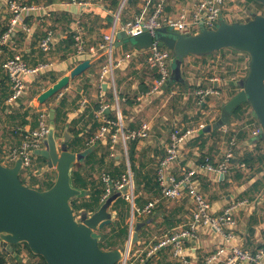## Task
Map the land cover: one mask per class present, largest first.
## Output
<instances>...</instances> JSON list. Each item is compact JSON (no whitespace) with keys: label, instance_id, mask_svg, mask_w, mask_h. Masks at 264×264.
<instances>
[{"label":"crops","instance_id":"obj_1","mask_svg":"<svg viewBox=\"0 0 264 264\" xmlns=\"http://www.w3.org/2000/svg\"><path fill=\"white\" fill-rule=\"evenodd\" d=\"M158 1L97 0L89 5H70L65 0L32 1L39 3L44 10H38L28 18L27 23L32 28L30 33L16 31L8 45V50L13 51L14 56L22 55L30 68L36 69L42 65L52 64L47 70H40L25 77L27 92L19 104L21 114H27L28 123L23 130L28 131L35 127L34 117L38 114L29 111L30 108L37 109V113L40 109H47L50 115V110L52 108L56 110L60 104L67 118L64 123H60L63 130L59 131L61 135L58 140L66 128L72 135L70 142L74 139L71 128L77 134L80 132L79 136L85 139L92 138L102 126V118L98 115L102 106L108 107L104 116L122 117L126 131L134 130L144 122L151 124V137L148 139L128 141L126 144L120 139L114 145L112 138L108 136L93 146L88 145L84 150L86 154H83V158L77 164L82 166V175L88 176L89 179L99 180L104 173L111 174L116 169L126 173L131 171L133 174L129 158L131 148L138 172L155 179L157 166L164 158L170 143L173 127L178 125L188 129L199 124H204L205 127L213 126L221 118L224 105L241 90V82L247 74L248 58L244 53L231 50L206 57L193 55L186 57L182 63V81H173L170 77L163 92L152 98L143 96L150 89L154 79V72L147 64L146 54L139 51L143 49L127 45L114 47L112 55L114 64L124 61L115 67L113 76L101 78L102 66L109 62V55L101 48L105 42V35L111 34L114 28L117 33L122 31V27L136 17H148ZM197 3L198 0H166L165 16L177 15L184 9L192 11ZM227 5L229 14L235 19L232 21L229 19L230 22H246L253 12L264 14V7L258 9L254 4L247 3V0H229ZM242 9L247 10V15L241 16ZM1 14L0 21L5 18ZM49 28L55 32L56 42L54 51L46 55L39 50V43ZM79 33L86 43L85 52L81 55L77 54L76 46H70L68 41L70 36ZM117 41L116 38V43ZM128 55L130 58L126 59ZM83 61L91 63V67L84 74L72 80L69 86L47 105L35 104L42 92L68 76ZM172 70L173 66L171 74ZM208 87L217 89L220 96L209 97L200 102L195 91ZM14 108L17 109L18 105H13L12 110L3 116L0 113V134H6L8 142L5 144L13 146L21 141L12 133L14 127L11 125L14 121L11 120V114ZM225 127L230 132L224 133L223 128L203 130L204 135L200 133L194 142L190 141L183 146L181 160L175 165L174 172L180 176L184 170H192L201 165L204 157H209L214 166L219 165L223 161V153L232 131L236 134L239 132L240 139L238 138L235 159L231 162L230 171L225 175L200 172L196 177V184L211 203L214 214L222 213L234 200L249 201L247 206L241 207L235 214L237 225L234 229L235 239L231 244L256 253L264 250V141L258 144L260 141L253 135L255 124H248V119H230ZM46 143L47 139L43 149L47 148ZM113 146L114 151L111 150ZM90 153H95L94 162L103 159L104 166L95 163L85 165L86 157ZM45 166L46 163L43 165L42 161L35 159L34 167L31 169L35 177L23 175L28 186L46 190L48 184L55 181L56 170L45 171ZM140 194L142 197L140 206L133 208L130 205L126 220L130 233L137 222L144 223L139 232L140 242L132 249L128 264H139L143 257H139L141 251L162 236L186 225L192 216L193 203L187 195L177 201L162 199L150 215H139L137 209H141V206L144 208L148 204L146 200L161 196V193L153 196L151 192L146 191ZM115 196L121 195L114 193L113 197ZM223 246H227L223 235L203 227L199 230L198 237L188 245L189 256L186 264H204L209 253ZM22 255L27 256V253L24 252ZM227 256L225 253L222 259ZM30 261L34 263L33 259ZM151 264L183 263L174 260L171 249L165 248L151 259Z\"/></svg>","mask_w":264,"mask_h":264},{"label":"water","instance_id":"obj_2","mask_svg":"<svg viewBox=\"0 0 264 264\" xmlns=\"http://www.w3.org/2000/svg\"><path fill=\"white\" fill-rule=\"evenodd\" d=\"M254 1L264 7V0ZM116 38V48L127 45L147 49L157 43L171 51L174 55L173 81H182V63L190 55L206 57L221 50L248 55L247 74L241 82V90L224 105L217 123L205 127L204 131L223 128L236 108L248 104L259 125L257 140L264 141V14L253 12L246 22L221 19L217 26L202 28L194 35L178 34L165 24L154 34L144 30L129 37L120 31ZM90 67V61L79 63L68 76L37 97L38 106L48 103ZM49 118L47 148L35 153L46 160L45 171L56 170V179L50 188L38 190L24 184L21 180L22 160H17L11 167L0 161V250L14 255V246L25 243L47 264H119L140 242L139 232L144 223H136L120 248L101 249L102 230L117 221L113 203L118 196L103 200L93 213L76 215L72 201L86 194L74 186L73 172L84 153L69 149L72 135L68 128L58 140L54 108L50 110Z\"/></svg>","mask_w":264,"mask_h":264},{"label":"built area","instance_id":"obj_3","mask_svg":"<svg viewBox=\"0 0 264 264\" xmlns=\"http://www.w3.org/2000/svg\"><path fill=\"white\" fill-rule=\"evenodd\" d=\"M97 0H65L70 5H89ZM150 1V0H149ZM165 1L159 0L154 8V11L148 17H136L133 21L126 23L122 27L129 37H134L143 33L144 30L154 34L159 28L165 24L168 29L178 34L194 35L202 28H213L217 26L221 19L231 21L232 16L228 9L229 0H198L194 10H181L177 15L165 16ZM23 0H0V13L7 11L11 15V21L6 33L0 38V55L2 54L1 47L6 46L12 39L16 31L21 30L25 33H30L32 28L28 25L27 20L36 11L44 10L43 6L35 4H26ZM238 13V11H236ZM241 16L247 15V10L240 11ZM229 21V22H230ZM117 30L105 35V42L101 45L109 55V62L104 64L101 69V78L105 79L109 75L114 74L116 66H120L124 60L114 64L112 60L113 50L116 43ZM76 52L81 55L85 52V43L82 35L79 33L75 36ZM55 32L47 30L45 37L40 41L39 48L47 55L55 48ZM147 56V64L154 72L152 85L144 97L159 96L164 87L168 84L171 77V69L174 62L173 53L165 48L154 43L151 47L143 50ZM130 58L128 55L126 59ZM51 65H42L39 68L33 69L23 60L22 55L7 59L4 64L5 71L9 77L12 95L8 100L9 105L17 106L19 101L27 92L25 77L38 73L40 70H47ZM195 95L199 101H204L209 97H218L220 92L213 88H199L195 91ZM108 107L102 106L98 111V115L102 118V126L98 132L89 140L88 145L93 146L97 142L102 141L106 137L112 138L113 144H117L119 140H123L126 144L128 141H137L148 139L151 137V124L149 122L142 123L138 128L126 131L122 124V117L119 116L117 121L104 116ZM253 115V113H252ZM49 112L47 109L38 111V124L33 130L26 131L21 146L8 150L3 153V163L6 166H13L17 160H22L23 167L21 175L25 177L31 172L35 164L36 151L43 149V144L49 133ZM254 117V115H253ZM205 129L204 124H199L196 127L183 129L175 125L170 133V143L166 150L164 158H162L156 169V181L161 190V196L151 200L144 208L137 209L139 215H150L162 199L177 201L183 196H189L193 203L192 216L189 222L181 227L176 228L172 232L162 236L157 243H152L144 251H141L139 257L141 262L146 259L154 258L161 250L165 248L171 249L172 258L183 264H186L188 258V245L198 237L199 230L203 227L209 228L215 233L223 235L227 246L219 247L209 253L204 264H264V250L261 249L256 253L244 250L238 246L232 245L235 239L234 229L237 225L236 212L247 206V199L234 200L220 214H214L209 200L199 191L196 184V177L200 172H216L219 174H227L231 169V162L235 159V149L237 147L238 138L236 132L231 135L227 143V147L223 153V161L214 166L206 159L205 163L199 165L192 170H184L180 176L174 172L175 165L180 162L182 148L188 142L192 141ZM223 132H230L228 128L223 127ZM253 135L259 137V125H255ZM115 150V147H111ZM105 185V194L103 200L112 197L114 193L120 194L128 200L132 207H135L136 185L134 175L129 171L122 177L115 179L108 174H103L101 177ZM228 254L225 259L222 257ZM130 255L119 264H128ZM27 262V260H25ZM7 264H23L12 263ZM25 264V263H24Z\"/></svg>","mask_w":264,"mask_h":264},{"label":"trees","instance_id":"obj_4","mask_svg":"<svg viewBox=\"0 0 264 264\" xmlns=\"http://www.w3.org/2000/svg\"><path fill=\"white\" fill-rule=\"evenodd\" d=\"M32 1L37 2L38 0H30V1H27L26 4L39 5V3H35ZM247 3L254 4L256 7H258V9H261L263 7L259 4H257L254 0H247ZM115 6H117V4ZM2 14L4 15L3 17H5V18L0 21V38L2 37V35L4 33L7 32L9 25H10V21H11V15L7 11H3ZM249 19L250 18H248V20ZM48 30H53V29L49 28ZM45 34L46 33H44L43 38L45 37ZM68 41H69L70 46H74V47L76 46V41H75L74 35L70 36ZM10 42L6 46L1 47L2 54L0 55V85H1L0 113L2 116L5 115V113H7V111L10 112L13 108V105L8 104V100L12 95V90H11V85L9 82V77L5 71V68H4V64L7 61V59L14 56V52L8 50V45L10 44ZM84 43H85V40H84ZM85 47H86V43H85ZM125 48L128 49L129 47H125ZM39 50L42 51L40 48H39ZM223 51H225V50H221L219 52H223ZM219 52H216V53H219ZM43 53L46 54L45 52H43ZM173 57H174V55H173ZM246 57H248V55H246ZM23 60H24V58H23ZM53 82H55V79H53ZM53 99H51L48 103H50ZM20 102H21V100L18 103V108L17 109L14 108V112L11 114V116H12L11 120L14 121L11 126H12V128L14 127L12 133L16 134L17 137L19 138V141L20 140L21 141L18 142V144L15 146L8 145V144H5L6 142H8V140H7L8 136L6 134H0V161L2 163L4 161L3 160V157H4L3 153L8 152V150H11L13 148H16V146L17 147H19V145L21 146L23 139H24V136L26 135V132H23L22 130H23V127L28 123V121L26 120L27 114L26 113L21 114V107H19ZM48 103H46V105ZM29 111H32V113L38 114L37 109L30 108ZM14 113L16 114L15 116H14ZM110 117H111L110 119H112L114 121H117V119H118L116 117H113L112 115ZM66 118H67V115H66V113H63L62 104L58 105L56 107V118H55L56 132H57L58 137H59V135H61V132H59V131L63 130L62 127H60V123H64ZM237 118L238 119H248V124L252 125L254 123L255 125H258L257 120L255 119V117H253L252 110L248 104H243V105H241L235 109V111L232 114L231 120L237 119ZM34 120H35V124L33 125V127L34 126L35 127L31 128L30 130H33L37 127L38 115H36L34 117ZM16 121H18V122H16ZM7 130L8 129H6V131ZM70 130H71V133L74 134V139L69 143V149L74 153H82L83 152L84 154H86L84 150L88 148V142L91 139V137H88L87 139H85L84 137L79 136L80 132L77 134L76 131H74L72 128ZM204 133H205L204 131L201 132L202 135H204ZM233 133L234 132L232 131V134ZM236 135H237V138L240 139L239 132H237ZM62 136H63V134H62ZM229 140L230 139H228V141ZM228 141H227V143H228ZM192 142H194V139L192 140ZM262 142L263 141H260L258 144H261ZM5 145H7V146H5ZM79 145H81V147H76ZM94 156H95V153H90V155H88L86 157L85 165H89L90 163H93V164L95 163L96 165L100 164L103 167L104 166V160L102 159V160L94 162V160H93ZM36 158L39 159L40 161H42L43 165H44V163H46V160L43 157L36 156ZM129 158H130L131 169L133 171V175H134V179H135V185H136L135 206H140L141 199H142L140 192L141 193H142V191H146L148 193L151 192L153 194V196H157L161 193V190H160L159 185L156 181V173H155V179H153L146 174H142V173L138 172V170L136 169V166L134 165L133 149L132 148L129 151ZM206 159L209 163L212 164V161L209 157H206V158L204 157V159L201 163L202 164L205 163ZM81 167L82 166L80 164H77L75 169H74V172H73V184H74V186L76 188L82 189L86 193L85 196H83L81 198L74 199L72 201V206H73L74 212L76 213L77 216H79L82 212L93 213L101 205V202L103 201V197L105 194V185H104L102 179H99V180H93L92 178L89 179L88 176L82 175ZM107 172H109V171L107 170ZM104 174H108V175L112 176L113 178L117 179L118 177L120 178L124 174H126V172L123 170L121 172L119 169H116V171L112 172L111 174L110 173H104ZM28 177L34 178L35 177L34 172L33 171L30 172L28 174ZM21 180L24 184L27 185V180L23 177V175H21ZM53 183H54L53 181L51 183H49L48 188H50L53 185ZM30 187H32V185H30ZM39 190H43V189H39ZM151 199L152 198H149L148 200H146V204L149 203V201H151ZM130 205H131V203L128 200H126L125 198H123L122 196H118L115 199V201L113 203V210L116 211L118 214L117 221L114 224H112L109 227H106L102 230V232H101L102 233V239H101L100 244H99L101 249H103V250L117 249V248H120L128 240L129 234H130V227H129V224L126 222V220L129 216L128 210L130 209ZM142 207L143 206H141V208ZM154 243H157V241ZM14 250H15L14 255L4 253L0 250V264H7L8 261H11L12 263H23V264L24 263L25 264H47L43 257L33 254L30 251L28 245L25 243L14 246ZM25 251H27V256L22 255ZM30 259H33L34 263H32L30 261ZM25 260H27V262ZM139 264H151V259H148L144 263H141V261H140Z\"/></svg>","mask_w":264,"mask_h":264},{"label":"rangeland","instance_id":"obj_5","mask_svg":"<svg viewBox=\"0 0 264 264\" xmlns=\"http://www.w3.org/2000/svg\"><path fill=\"white\" fill-rule=\"evenodd\" d=\"M232 20H235L234 17L231 18V21H232ZM245 56H246V54H245ZM247 58H248V57H247ZM247 62H248V59H247ZM35 104L38 106V104L36 103V101H35ZM25 252L27 253V251H25ZM19 259H20V258H19Z\"/></svg>","mask_w":264,"mask_h":264}]
</instances>
